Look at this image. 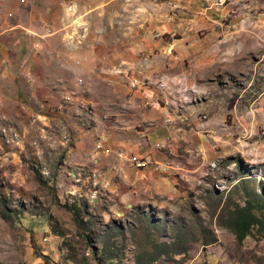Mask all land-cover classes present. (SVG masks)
Instances as JSON below:
<instances>
[{"label":"rangeland","instance_id":"374dc122","mask_svg":"<svg viewBox=\"0 0 264 264\" xmlns=\"http://www.w3.org/2000/svg\"><path fill=\"white\" fill-rule=\"evenodd\" d=\"M0 264H264V0H0Z\"/></svg>","mask_w":264,"mask_h":264},{"label":"trees","instance_id":"16d2710c","mask_svg":"<svg viewBox=\"0 0 264 264\" xmlns=\"http://www.w3.org/2000/svg\"><path fill=\"white\" fill-rule=\"evenodd\" d=\"M258 222L259 219L251 212L250 206H239L232 220L237 239L241 241Z\"/></svg>","mask_w":264,"mask_h":264},{"label":"built area","instance_id":"2783aa9c","mask_svg":"<svg viewBox=\"0 0 264 264\" xmlns=\"http://www.w3.org/2000/svg\"><path fill=\"white\" fill-rule=\"evenodd\" d=\"M7 16H11V13H9ZM43 31H45L46 35H50L53 33V29L51 27H48V26L45 27ZM136 83H137V81L134 80V82H131V85H135ZM165 99H166V97H164L163 102L168 103ZM170 118L171 117L167 118L166 122H168V123L171 122ZM138 160L140 161V157L138 158Z\"/></svg>","mask_w":264,"mask_h":264},{"label":"crops","instance_id":"0c3cea01","mask_svg":"<svg viewBox=\"0 0 264 264\" xmlns=\"http://www.w3.org/2000/svg\"><path fill=\"white\" fill-rule=\"evenodd\" d=\"M19 23V22H18ZM10 27H14V25L12 24ZM44 30V29H43ZM137 97V95L136 94H133V99H135ZM140 97H138V99H139ZM146 109V108H145ZM158 111V110H157ZM157 114H162L163 115V111L161 110V111H158V112H156Z\"/></svg>","mask_w":264,"mask_h":264},{"label":"bare ground","instance_id":"6f19581e","mask_svg":"<svg viewBox=\"0 0 264 264\" xmlns=\"http://www.w3.org/2000/svg\"><path fill=\"white\" fill-rule=\"evenodd\" d=\"M75 24H76V26H81V25H83V23H82L80 20H76V21H75Z\"/></svg>","mask_w":264,"mask_h":264}]
</instances>
